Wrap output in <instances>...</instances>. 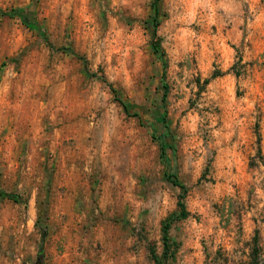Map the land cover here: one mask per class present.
Wrapping results in <instances>:
<instances>
[{
	"label": "rangeland",
	"instance_id": "374dc122",
	"mask_svg": "<svg viewBox=\"0 0 264 264\" xmlns=\"http://www.w3.org/2000/svg\"><path fill=\"white\" fill-rule=\"evenodd\" d=\"M152 1L0 0V264H264V0Z\"/></svg>",
	"mask_w": 264,
	"mask_h": 264
},
{
	"label": "trees",
	"instance_id": "16d2710c",
	"mask_svg": "<svg viewBox=\"0 0 264 264\" xmlns=\"http://www.w3.org/2000/svg\"><path fill=\"white\" fill-rule=\"evenodd\" d=\"M157 2L158 0H153L152 4H151V8H152V16H151V20L155 21L156 16H157ZM3 14L9 15L10 12H1ZM22 23L29 29L33 30L48 46L51 47V44L49 42V40L47 39V36L43 30V28L36 23L33 20H26V19H22ZM154 49L155 46H154ZM161 53V52H160ZM121 106L123 109H125V105L123 103H121ZM165 143L163 140H159V150H160V154H163L164 149H165ZM172 183L177 185L180 189H183L182 184H180L179 182H177V180L175 178H173ZM0 198H7L10 199L12 201H18L19 200V195L16 193H10V192H5L3 190H0ZM181 198V196H180ZM177 211L176 213H173L170 217L166 218L165 221L163 222L162 225V229H161V253L157 256L155 253H153V251H151V256L154 260V262L156 264H168L167 259H169L173 252L176 249V243L171 240L168 236L167 230L169 228V224L171 219H181L184 218L187 215V211L185 210L184 204L183 202L179 199L177 201ZM174 217V218H172Z\"/></svg>",
	"mask_w": 264,
	"mask_h": 264
}]
</instances>
